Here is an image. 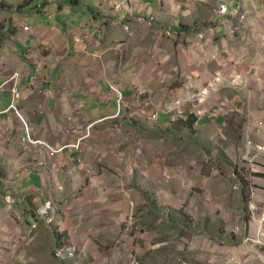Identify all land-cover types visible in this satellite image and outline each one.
Instances as JSON below:
<instances>
[{
	"label": "crops",
	"instance_id": "obj_1",
	"mask_svg": "<svg viewBox=\"0 0 264 264\" xmlns=\"http://www.w3.org/2000/svg\"><path fill=\"white\" fill-rule=\"evenodd\" d=\"M42 2L27 0L23 12L17 13L25 16L26 36L14 43L13 54L7 53L10 70L0 75V193L5 182L13 184L9 193L0 194V237L9 232L16 240L27 238L29 245L30 230L35 239L41 224L42 232L47 228L33 218L37 206L53 204L55 199L62 207L73 197L67 219L61 216L59 222L57 216L55 223L65 232L66 241L87 243L93 235L87 222L90 216L85 215L84 203L76 202L79 197L74 192L77 186L82 192L87 189L89 176L107 173L85 156L87 152L99 155L95 150L109 147L111 129L138 130V118L169 128L174 111L168 107L179 101L181 112L193 113L189 95L205 87L215 74L239 77L241 83L218 85L200 110L211 111L225 103L227 110L246 112L242 110L245 99L253 93L264 95V0H229L224 14L216 12L218 0H47V7ZM83 35L92 41L87 51L77 41ZM8 71L21 76L23 99L18 110L29 133L19 115L8 110L12 102L5 85L12 75ZM35 75L39 82L32 85ZM113 84L122 92V106ZM227 88L238 95L225 94ZM219 123L200 119L201 126ZM28 135L32 141L64 150L50 157L38 144L27 141ZM79 142L82 151L76 148ZM133 191L132 186L129 192L134 195ZM123 193L127 192L117 190L122 197L114 208L118 218L105 215L109 226L108 232L99 234L102 242L117 240L119 223L124 221L121 213H131ZM6 196H11L12 204H6ZM245 245L244 254L252 252L253 245ZM119 248L107 251L109 258L120 259L127 253ZM25 252L22 242L12 245L4 264ZM253 260L245 257L241 264Z\"/></svg>",
	"mask_w": 264,
	"mask_h": 264
},
{
	"label": "rangeland",
	"instance_id": "obj_2",
	"mask_svg": "<svg viewBox=\"0 0 264 264\" xmlns=\"http://www.w3.org/2000/svg\"><path fill=\"white\" fill-rule=\"evenodd\" d=\"M26 3L27 0H0V75L10 70L7 53L13 54L14 43L26 36L25 16L17 14L23 12ZM199 91H193L190 98ZM223 92L238 95L230 88ZM190 105H195L190 110L195 122L189 130L182 125L166 128L156 122L148 124L141 118L136 120L138 130L111 129L114 136L109 147L95 150L99 155L87 152L85 156L93 165L106 168L107 173L89 176L87 189L82 192L77 186L74 192L79 197L76 202L84 203L85 215L90 216L87 222L92 228L91 242L66 241L65 232L55 223L57 216L59 222L61 216L67 219L73 197L62 207L53 199L56 208L41 216L43 202L36 213H30L34 220L46 223V231L42 232L44 225L40 222L41 232L33 239L30 230L33 241L29 245L22 243L26 250L22 256L26 262L22 264H241L245 257H255L253 264H264V246L252 243L253 250H247L248 254L241 248L248 247L244 243L248 236L264 242L248 206L251 195H257L256 190L264 186V156L257 149L264 144V127L258 125L264 122V95L253 93L245 99L242 110L246 112L226 110L218 116H201L219 120L218 126H201L200 103L191 98ZM187 115L176 114L173 121L185 120ZM5 183L0 193L3 195L13 185ZM132 186L134 195L129 192ZM118 189L127 192L123 199L131 213H121L124 221L119 223L118 239L102 242L99 234L108 232L109 226L105 215L118 218L114 211L122 198L118 197ZM8 200L12 202L11 196L5 197L6 204ZM5 235L12 237L9 232ZM9 242L6 244L11 246ZM97 245L98 251L91 249ZM117 246L127 253H122L120 259L109 258L107 251ZM10 250L7 247L6 253ZM244 255L241 261L235 258ZM9 262L21 264L11 259Z\"/></svg>",
	"mask_w": 264,
	"mask_h": 264
},
{
	"label": "built area",
	"instance_id": "obj_3",
	"mask_svg": "<svg viewBox=\"0 0 264 264\" xmlns=\"http://www.w3.org/2000/svg\"><path fill=\"white\" fill-rule=\"evenodd\" d=\"M228 3L229 0H218V6H217V13L220 14H224L227 12L228 9ZM77 41L82 43L85 47L84 50L87 51L88 47L92 45V41L89 35H83V36H79L77 38ZM41 65H38V69ZM37 69V70H38ZM38 76H34L31 77V83L32 85L37 84L38 81ZM21 76L19 73H14L12 75H10V77L5 81V85L9 86L10 88V92L12 94V102L11 105L9 107V111H15L17 113V115H19V118L22 120V122L25 125V129L26 132L29 133V128L23 118V116L21 115V113L18 110V106H19V102L23 99V87L21 85ZM38 81V82H37ZM241 83V79H239V77L234 78L231 77L229 79H226L223 75L221 74H215L214 77H212L211 80H209V82L207 83V85L205 87H203L202 89H200V91L198 92V95L196 97L192 96L191 98H196L198 103H202L207 99V96H209V94L212 91H215V89L217 88L218 85L221 84H228L229 86H234L236 87L237 85H239ZM111 89L115 92L116 96H117V103L119 106L123 105V95L122 92L120 91L119 87L117 85H111ZM200 97V98H198ZM180 102H174V104H172L170 107H168L169 112L170 111H174L173 112V116H172V121L175 120L174 117L176 114H181L182 112L179 110L180 108ZM226 106L225 103L218 105L216 109L211 110V111H206V110H200V117L204 116V115H208V116H218L222 113L226 112ZM232 111V110H229ZM155 116H153L154 118ZM260 127H264V122L260 121V123L258 124ZM248 127H249V123H248ZM27 141H30L31 143H35L38 144L41 149H43L44 151H46L47 155H49L50 157H55L56 155L60 154L64 148L63 147H56L53 146L51 144H49L48 142H44V141H32L30 136L28 135V137L26 138ZM25 139V140H26ZM80 142L76 145V148L79 149ZM251 144L248 143L247 144V148L250 149ZM258 154H261L264 156V144L262 146H259L258 148ZM264 182V179H263ZM257 195L256 194H252L251 195V201L249 202L248 206H249V212L251 214V218L253 220V222L258 224V232L257 233H261L262 235H264V205L263 208H261L260 204H264V202L260 201V192L262 191V193L264 194V186L263 187H259L257 190ZM257 197V198H256ZM264 198V196L262 197ZM9 204H12V202L10 200H8ZM53 204L51 202H46L44 204V206H42L39 210V215L44 216L45 214H48V212L50 210H53ZM259 213V215L257 216V214ZM20 220V217H19ZM258 237V236H257ZM11 241V246H17L19 243H27L28 239L27 238H22L20 240H16L13 237H10L8 239L7 235H3L0 237V264H4L5 261L7 260V256H6V248L7 247H11L10 244H6V242ZM245 243L251 244L252 243H258L261 244L262 246H264V242H261L260 240H254L253 237L248 236L245 240ZM10 243V242H9ZM60 254V253H59ZM13 261H15L16 263H25L26 260L24 258H22L21 256L15 257L12 256L11 257Z\"/></svg>",
	"mask_w": 264,
	"mask_h": 264
},
{
	"label": "trees",
	"instance_id": "obj_4",
	"mask_svg": "<svg viewBox=\"0 0 264 264\" xmlns=\"http://www.w3.org/2000/svg\"><path fill=\"white\" fill-rule=\"evenodd\" d=\"M47 4H48L47 1H43L41 3V6L42 7H45V6H47ZM240 121H241V119H239V123H240ZM194 122H195V117L193 115L189 114V115L186 116V119L185 120H179V121H175V122L173 121V122H171V126L172 127L173 126L180 127L182 125L185 129H188L189 130L193 126ZM239 127H240V125H239Z\"/></svg>",
	"mask_w": 264,
	"mask_h": 264
}]
</instances>
